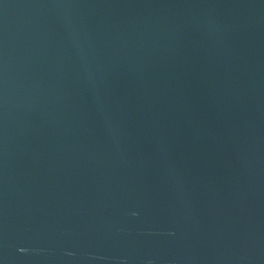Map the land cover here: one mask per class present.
Segmentation results:
<instances>
[{"label": "water", "instance_id": "95a60500", "mask_svg": "<svg viewBox=\"0 0 264 264\" xmlns=\"http://www.w3.org/2000/svg\"><path fill=\"white\" fill-rule=\"evenodd\" d=\"M0 264H264V0H0Z\"/></svg>", "mask_w": 264, "mask_h": 264}]
</instances>
